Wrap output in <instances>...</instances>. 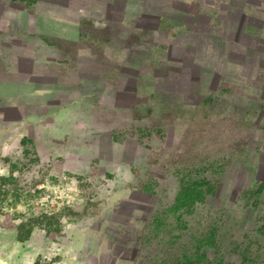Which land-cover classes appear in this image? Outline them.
<instances>
[{"label":"rangeland","instance_id":"rangeland-1","mask_svg":"<svg viewBox=\"0 0 264 264\" xmlns=\"http://www.w3.org/2000/svg\"><path fill=\"white\" fill-rule=\"evenodd\" d=\"M126 86L94 132L0 111V264H264V131L220 143L173 85Z\"/></svg>","mask_w":264,"mask_h":264},{"label":"crops","instance_id":"crops-1","mask_svg":"<svg viewBox=\"0 0 264 264\" xmlns=\"http://www.w3.org/2000/svg\"><path fill=\"white\" fill-rule=\"evenodd\" d=\"M31 1L0 0V111L20 123L94 132L126 85L164 82L168 114L213 116L220 143H238L227 120L264 131V0Z\"/></svg>","mask_w":264,"mask_h":264},{"label":"trees","instance_id":"trees-1","mask_svg":"<svg viewBox=\"0 0 264 264\" xmlns=\"http://www.w3.org/2000/svg\"><path fill=\"white\" fill-rule=\"evenodd\" d=\"M26 227H27V222H23L19 226V228H18V236L20 238H24L23 235H24V232H25ZM27 234H28V231H27Z\"/></svg>","mask_w":264,"mask_h":264}]
</instances>
